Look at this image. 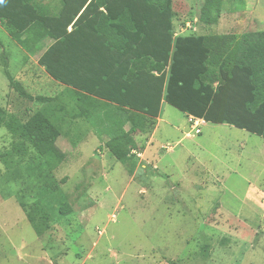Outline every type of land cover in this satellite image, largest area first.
I'll list each match as a JSON object with an SVG mask.
<instances>
[{"label":"trees","instance_id":"1","mask_svg":"<svg viewBox=\"0 0 264 264\" xmlns=\"http://www.w3.org/2000/svg\"><path fill=\"white\" fill-rule=\"evenodd\" d=\"M223 1L204 0L197 20L215 24ZM174 19L173 0H0V25L65 85L69 102L27 91L2 50L9 86L42 104L24 121L0 106V128L16 138L1 156L0 183L18 186L4 196L14 195L38 236L72 213L53 175L66 158L57 146L64 122L71 129L84 118L129 175L137 168L135 136L156 125L163 102L264 137V30L175 35Z\"/></svg>","mask_w":264,"mask_h":264},{"label":"rangeland","instance_id":"2","mask_svg":"<svg viewBox=\"0 0 264 264\" xmlns=\"http://www.w3.org/2000/svg\"><path fill=\"white\" fill-rule=\"evenodd\" d=\"M204 0H173L175 33L222 34L264 30V0H224L219 20H197ZM0 106L26 120L42 104L20 97L3 73L9 71L31 94L65 90L0 26ZM28 57V58H29ZM67 120V117H64ZM64 122L57 146L65 160L53 171L72 213L55 217L42 237L25 217L10 189L0 183V264H259L249 242L230 247L225 215L246 210L251 186L264 190V137L228 124L200 122L166 102L150 131L135 136L137 168L129 175L84 119ZM65 124V125H64ZM156 128V129H155ZM155 130V132H154ZM67 131V135L64 134ZM153 134V135H152ZM16 138L0 128L1 156ZM165 146V147H164ZM145 151V152H144ZM143 153L141 155L140 153ZM65 179L64 182H61ZM247 211V210H246Z\"/></svg>","mask_w":264,"mask_h":264},{"label":"crops","instance_id":"3","mask_svg":"<svg viewBox=\"0 0 264 264\" xmlns=\"http://www.w3.org/2000/svg\"><path fill=\"white\" fill-rule=\"evenodd\" d=\"M175 35L179 34L175 33ZM24 53L26 55L25 51ZM35 56L38 58V55ZM37 58L35 61L36 64ZM30 59H32V57L27 58L25 56L26 61H30ZM39 67L41 70H44L41 66ZM59 85L65 90V85ZM157 120H159V117ZM144 152H141L140 154L143 155ZM246 202L248 203L246 206L247 211L245 210L236 215H225L223 220H221V222L225 224V236L230 239L228 244H232L228 248L235 247L236 249H239V246L247 241L251 246L249 252L253 251L256 255H264V190L260 187L251 186V197L246 200ZM259 264H264V260Z\"/></svg>","mask_w":264,"mask_h":264},{"label":"built area","instance_id":"4","mask_svg":"<svg viewBox=\"0 0 264 264\" xmlns=\"http://www.w3.org/2000/svg\"><path fill=\"white\" fill-rule=\"evenodd\" d=\"M188 122L191 124V128L195 132L198 133L200 131V127H201L200 122H204V121L202 119L196 118V117H194L192 115H188Z\"/></svg>","mask_w":264,"mask_h":264}]
</instances>
